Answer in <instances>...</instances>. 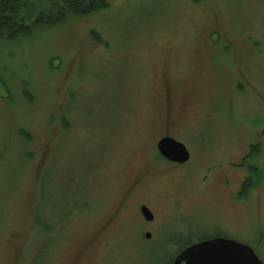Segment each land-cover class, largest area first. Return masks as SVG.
I'll list each match as a JSON object with an SVG mask.
<instances>
[{
  "label": "rangeland",
  "instance_id": "rangeland-1",
  "mask_svg": "<svg viewBox=\"0 0 264 264\" xmlns=\"http://www.w3.org/2000/svg\"><path fill=\"white\" fill-rule=\"evenodd\" d=\"M63 22L0 56V148L33 134L0 156V264H170L217 234L264 264V0H110ZM163 135L186 162L154 158Z\"/></svg>",
  "mask_w": 264,
  "mask_h": 264
},
{
  "label": "trees",
  "instance_id": "trees-1",
  "mask_svg": "<svg viewBox=\"0 0 264 264\" xmlns=\"http://www.w3.org/2000/svg\"><path fill=\"white\" fill-rule=\"evenodd\" d=\"M109 5L110 0H0V56L5 47L17 42V40L22 37L31 36L39 29L54 28L65 23L63 21L68 18L80 19L81 17L89 15L101 8H106ZM95 36H97L98 41H102L101 37L96 33ZM50 66L54 67L52 63ZM0 69L2 70V68ZM0 83L5 90V95H0V100H5L8 105V100L12 97V86L9 85L1 73ZM19 94L29 104H32L35 101L32 85L28 80L23 81L20 86ZM64 113L65 111L59 114V129L64 125H69ZM49 117L51 120L50 122H52L54 115L51 113L49 114ZM15 135L20 139V150L22 153L24 150H27V146L30 145L33 140V134L29 129L20 125H15L6 139L5 147L2 145V148H0V156L5 155L6 151L10 149V144ZM250 150L254 151L255 149L251 146ZM154 153V158H161L155 149ZM247 153L243 157L247 156ZM161 159L164 160L163 158ZM255 171L256 169L250 174H254ZM254 184L255 181L249 176L244 177L239 184L237 195L244 197L247 190L253 187ZM65 217L61 218L60 221L62 222ZM218 235L220 234H217V236ZM187 244L178 246L173 256ZM37 256L38 253L33 257L30 264H36ZM44 263L45 261L43 264Z\"/></svg>",
  "mask_w": 264,
  "mask_h": 264
},
{
  "label": "water",
  "instance_id": "water-1",
  "mask_svg": "<svg viewBox=\"0 0 264 264\" xmlns=\"http://www.w3.org/2000/svg\"><path fill=\"white\" fill-rule=\"evenodd\" d=\"M157 153L165 160L177 164L186 162L189 151L177 139L163 135L155 142ZM144 221H150L153 214L145 204L138 206ZM150 233L143 232L148 238ZM171 264H262L252 248L234 238L227 236H211L195 240L175 253Z\"/></svg>",
  "mask_w": 264,
  "mask_h": 264
},
{
  "label": "flooded vegetation",
  "instance_id": "flooded-vegetation-1",
  "mask_svg": "<svg viewBox=\"0 0 264 264\" xmlns=\"http://www.w3.org/2000/svg\"><path fill=\"white\" fill-rule=\"evenodd\" d=\"M169 162V161H168ZM171 163H173V162H171ZM174 164H177V163H174ZM183 164V163H182ZM178 165V164H177ZM219 236V235H218ZM220 236H223V235H220Z\"/></svg>",
  "mask_w": 264,
  "mask_h": 264
}]
</instances>
